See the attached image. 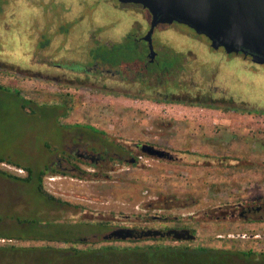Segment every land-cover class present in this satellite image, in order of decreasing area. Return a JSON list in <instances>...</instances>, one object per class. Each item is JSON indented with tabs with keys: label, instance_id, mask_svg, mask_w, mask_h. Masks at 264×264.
I'll return each mask as SVG.
<instances>
[{
	"label": "rangeland",
	"instance_id": "1",
	"mask_svg": "<svg viewBox=\"0 0 264 264\" xmlns=\"http://www.w3.org/2000/svg\"><path fill=\"white\" fill-rule=\"evenodd\" d=\"M122 5L116 0H9L0 12V170L24 177L22 167L42 169L64 150L60 134L73 123L103 129L118 141L150 140L178 158L141 155L132 164L122 161L108 178L91 172L83 177L45 175L43 189L61 203L48 201L33 181L0 173V264L29 257L58 264L70 249L64 237L91 239L96 232L100 239L113 224L159 226L151 220L153 215L176 217L172 224L191 227L195 238L183 245L237 250L228 255V263L245 264L249 258L242 253L250 245L241 236L258 231L239 220L208 219L206 214L215 215L217 207L264 199L263 114L152 105L106 89L59 85L48 77L54 73L53 63L91 67L90 51L101 55V47L88 39L91 34H106L99 41L103 44L126 32L144 31L147 14L129 7L120 10ZM182 26L171 30L187 32ZM67 31L73 33L68 39ZM123 48L114 46L125 56ZM194 48L206 60L215 55L205 51L204 44ZM209 85L227 104L247 109L264 105L263 65L223 59L214 67ZM144 243H153L152 238L138 244Z\"/></svg>",
	"mask_w": 264,
	"mask_h": 264
},
{
	"label": "flooded vegetation",
	"instance_id": "2",
	"mask_svg": "<svg viewBox=\"0 0 264 264\" xmlns=\"http://www.w3.org/2000/svg\"><path fill=\"white\" fill-rule=\"evenodd\" d=\"M7 3H9V0H0V12L6 8ZM10 5L12 4H8V6ZM124 7L139 9L149 15L146 9L137 4L123 3L119 8L122 10ZM148 17L150 18V16ZM149 18L144 31L139 33L126 32L120 39H115L116 41L109 43L103 42V44L99 43L102 37L107 36L104 33H99L96 36L92 34L88 36V39L90 41L92 40L94 45L100 46L101 48L121 44L124 47L123 50L130 51L128 59H125L123 54L119 55L118 52H115V60L117 63L110 64L99 57L93 58L90 53L89 57L92 59L91 67L53 63L52 66L55 70L54 73L48 76L49 79L63 86L106 89L109 93L127 99H140L153 103L181 104L186 107H207L216 111H224L219 107L225 100H220L218 97H215L214 89L212 90L209 87L210 82L214 80V67H220L218 61L222 62L223 59L233 57L239 61L250 63L253 66L263 65L252 62L248 53H225L221 47L214 49L210 47L209 40L204 35L195 33L190 28L177 22H171L169 24L158 23L154 26L149 35L152 48V54L149 56L148 42L145 39ZM178 24L185 26L188 31L171 30V26ZM157 27V31L154 32V29ZM165 27H169L168 29L170 31L160 30ZM65 34V37L68 39L73 33L67 31ZM199 44H204L205 51H212L215 54L214 57L206 60L202 55L198 54L194 47ZM202 67H208L206 68L207 71H203ZM191 75L195 78L190 79ZM165 126L169 128L171 126L170 121H166ZM62 131L60 137H64L65 140L64 150L58 151L59 153L54 154V159L50 163L46 164L42 169L35 171L40 175L41 187L43 177L47 174L61 176L77 174L79 177H83L88 172H91L95 177L103 176L104 178H108L110 176L109 174L119 169L122 161H127V163L132 164L141 155H146L140 150L141 144L151 145L156 149L168 152L170 155V159L166 158L167 155L164 158L157 159L176 160L178 158L170 150L159 146L156 142L150 140L118 141V139L110 137L112 134L110 135L103 129H97L95 127H81L73 123L70 127L64 128ZM87 168H91V171ZM47 194L52 196V198L45 197L48 201L61 203L52 194ZM216 212L215 215L214 212L211 214H206L205 212V214L208 219L217 220L219 218H227L231 221L239 220L247 225H252L249 227L250 230L258 231L256 234L248 232L241 236L251 247L255 243L260 244V247L257 249H252L250 246L246 249L245 253H248L247 257L249 261L245 264H264V249L262 247L264 243H262L264 241V199H259L255 204H241L237 202L229 204L226 208L217 207ZM175 219L176 217L168 219L164 216L153 215L151 220L157 221L160 224L159 226L131 227L128 225L113 224L107 232L119 227L131 228L133 232L145 228L159 229L162 231L171 228H185L195 238L194 230L191 227L186 226L184 223L172 224L171 222H174ZM255 223H257V226ZM107 224L108 222L104 223V225ZM96 235L97 233L93 232L91 239L82 237L81 239L75 240L68 238V236L63 239H65L68 247H73L76 243L83 244L84 247H96L112 244L110 242L124 240L138 244L140 241H145V238H152L153 242H160L156 238L165 237L170 239L169 242L173 243L165 242L163 244L170 245H183L185 242L194 240V238L186 240L174 239L171 235L163 237L126 238L124 240L114 238L103 239L101 235L100 239H98ZM236 251H232L229 248L223 250L228 255Z\"/></svg>",
	"mask_w": 264,
	"mask_h": 264
},
{
	"label": "water",
	"instance_id": "3",
	"mask_svg": "<svg viewBox=\"0 0 264 264\" xmlns=\"http://www.w3.org/2000/svg\"><path fill=\"white\" fill-rule=\"evenodd\" d=\"M119 3H132L146 9L150 18L145 39L148 42V55L151 56L150 34L158 23L177 22L204 35L210 47H221L225 53H248L250 60L264 65V0H117ZM140 150L156 158H168V152L141 144ZM193 239L188 229H151L134 231L131 228H114L103 239L163 237ZM240 237V236H238Z\"/></svg>",
	"mask_w": 264,
	"mask_h": 264
},
{
	"label": "trees",
	"instance_id": "4",
	"mask_svg": "<svg viewBox=\"0 0 264 264\" xmlns=\"http://www.w3.org/2000/svg\"><path fill=\"white\" fill-rule=\"evenodd\" d=\"M1 10V8H0ZM149 15H147L148 17ZM169 27H165L160 30H168ZM158 30V31H160ZM98 50H91V56L93 58L99 57L103 61H107L110 64H115L116 51L114 46L101 48V55H98ZM130 56V51L126 52L125 59ZM221 61L218 64L221 66ZM224 111L230 110H245L246 112H252L255 114L264 115V105L256 107L254 109H247L243 105L232 102V104L223 103ZM21 106H24L21 103ZM3 159L0 158V162ZM14 165V164H13ZM19 167L18 165H15ZM26 172L24 177H15L7 174L5 171L0 170L1 174L9 177L19 179L26 182L33 181L36 190L44 197L52 198L41 187L40 175L30 167H22ZM12 247V246H10ZM69 253L61 255L58 258V264H229L228 254L225 252L205 246L189 247L186 245H170L163 244L162 242L144 243V244H132V245H113L105 244L96 247H82L75 248L69 247ZM30 250V249H29ZM247 255L248 253H242ZM19 264H52L50 261L41 260L40 257H29L24 261H18ZM18 262H10L8 264H18Z\"/></svg>",
	"mask_w": 264,
	"mask_h": 264
},
{
	"label": "built area",
	"instance_id": "5",
	"mask_svg": "<svg viewBox=\"0 0 264 264\" xmlns=\"http://www.w3.org/2000/svg\"><path fill=\"white\" fill-rule=\"evenodd\" d=\"M149 104H152V105H156V104H158V103H153V102H148Z\"/></svg>",
	"mask_w": 264,
	"mask_h": 264
}]
</instances>
